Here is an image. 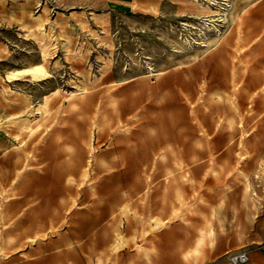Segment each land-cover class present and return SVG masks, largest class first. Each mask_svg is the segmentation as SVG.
<instances>
[{"label": "rangeland", "instance_id": "374dc122", "mask_svg": "<svg viewBox=\"0 0 264 264\" xmlns=\"http://www.w3.org/2000/svg\"><path fill=\"white\" fill-rule=\"evenodd\" d=\"M44 2L53 25L42 56L22 8ZM0 41V105L23 93L35 107L31 130L0 129V264H232L238 251L264 264V0H160L157 11L140 0H3ZM75 87L93 91L78 111ZM88 158L92 179L81 180ZM241 167L258 211L243 204ZM181 172L198 181H183L199 207L188 225L176 210ZM209 204L225 230L188 262Z\"/></svg>", "mask_w": 264, "mask_h": 264}, {"label": "bare ground", "instance_id": "6f19581e", "mask_svg": "<svg viewBox=\"0 0 264 264\" xmlns=\"http://www.w3.org/2000/svg\"><path fill=\"white\" fill-rule=\"evenodd\" d=\"M2 1L3 0H0V2H2ZM140 1L142 3H144L148 8H150L154 11H157L159 8L160 0H140ZM224 14H226V13H224ZM13 17L16 18L15 11H13V13H12V18ZM225 18L227 19V15H225ZM22 20H23V25L29 29L27 36H30V37L35 39V41L37 42L38 48H39L40 52L42 53V56H44L45 52H44L40 42L46 38L49 26L53 25V22L49 17V7L47 5V2H44L42 4L41 11L38 13H35L32 9L22 8ZM8 53H9L8 45L0 41V60H2L3 59L2 57ZM0 81L1 82L5 81L1 72H0ZM75 88H76V91L74 93L68 95V102H69L70 110H72V111L82 110V104L86 103V102L91 103L89 101V98L93 95V91L90 90L88 87H82V88L75 87ZM212 97L219 100V101L227 102L231 107H233L236 110L239 109V102H238L237 98L235 99L234 95L231 93H227V94L215 93V94H213ZM7 107H10L11 109H13V111L8 112L6 110ZM34 113H35V107L32 103L31 96L29 94H23V93L18 94L17 97L11 98L3 106L0 105V129H2L5 126L7 129H15V130H19V131L31 130L32 127H30V126L33 123L32 116L34 115ZM229 121H230V125L234 126V120L232 118H230ZM93 136H94V134L91 131L88 139L85 141L86 150H88L89 152H92L94 149V145L92 142ZM67 150L75 158V160H73V163H76L78 158H79V155H80L78 148H76L74 145L68 144ZM242 158H244V156ZM261 161L264 164V157L262 158ZM74 165H76V164H74ZM90 165H91V159L88 158L86 160L84 166L81 167V171H80V179L81 180H85L87 178L92 179L89 176ZM237 170H238V172H236V173H240L244 178V186H243V190H242L243 191L242 199H243L244 206H246V208L247 207L255 208L258 211L255 201L251 198L250 174L247 172H244L242 170V167L237 169ZM187 171H189V170H187ZM214 171H216V169H214ZM181 174H182V172H181ZM215 175L218 176V172H215ZM184 177H186V178H184ZM179 178H180V180H178ZM181 179H182V181H181ZM190 179H191V181H195V184L198 183V181L196 180V178L194 176L193 177H187L186 173H183L180 177L173 175V180L175 182V194H176L177 198L180 200V206L179 207L177 206L178 208H176V207L175 208L177 210V209H182V207H185V212L179 215V222L182 221V223L186 224V225L192 224L190 215L191 214L193 215L197 211V209L199 208L198 204H195V203L189 204L186 201L187 196L185 195V191L183 188V181L185 180V184H186V181L190 180ZM263 182H264V180H263ZM89 188L91 189V191L96 192L97 188L94 186L93 183L90 184ZM227 197H228V193L225 192L222 199H221V201H222L221 204L226 202ZM201 202H202V205L208 204L204 197H202ZM206 206H208V205H206ZM130 210H131V208H130L128 203H125L123 206H121V209H120L121 212L126 214V217L128 219L131 216H133L130 213ZM209 210H210L209 214H207V213L204 214V216L206 217V223H207L206 226H201V227L197 228L198 238L195 241L192 248L189 249L184 255V259L187 260L188 262L191 259H194L195 262L199 261L200 258L204 256L206 249L209 247H213L215 242L217 241V239L220 237L221 232L225 230L226 224H225L224 218L222 217V215L218 211L217 207L215 205L209 204ZM3 214L5 216L6 211H3ZM238 223H240V222L238 221ZM154 225L158 227L159 225H165V223H163V220H161L159 218V220H157ZM149 226L152 227V223L148 224V228H149ZM154 233H156V232H154ZM154 233H153V235H154ZM146 234H147V232H146ZM153 235H151L150 237L149 236L147 237L146 235H144V240L145 241L149 240L150 238L153 237ZM153 239L154 238H152L151 240H153ZM116 240H117V243L119 245L125 243L127 240L125 235L123 234L122 230L119 227L117 228ZM144 245L136 243L137 252L143 254L147 260H152V256L157 255V248L155 246H152L151 248H147ZM100 263H101V258H99V261L97 264H100Z\"/></svg>", "mask_w": 264, "mask_h": 264}, {"label": "built area", "instance_id": "2783aa9c", "mask_svg": "<svg viewBox=\"0 0 264 264\" xmlns=\"http://www.w3.org/2000/svg\"><path fill=\"white\" fill-rule=\"evenodd\" d=\"M249 257L246 251H238L230 255V262L232 264H244L248 261Z\"/></svg>", "mask_w": 264, "mask_h": 264}]
</instances>
